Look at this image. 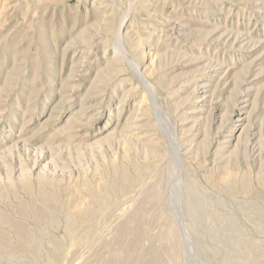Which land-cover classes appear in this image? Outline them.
<instances>
[{
	"label": "rangeland",
	"instance_id": "374dc122",
	"mask_svg": "<svg viewBox=\"0 0 264 264\" xmlns=\"http://www.w3.org/2000/svg\"><path fill=\"white\" fill-rule=\"evenodd\" d=\"M0 264H264V0H0Z\"/></svg>",
	"mask_w": 264,
	"mask_h": 264
},
{
	"label": "bare ground",
	"instance_id": "6f19581e",
	"mask_svg": "<svg viewBox=\"0 0 264 264\" xmlns=\"http://www.w3.org/2000/svg\"><path fill=\"white\" fill-rule=\"evenodd\" d=\"M217 75V74H216ZM216 75H212V77H215ZM207 80V79H206ZM212 81V80H211ZM203 87H206V86H203ZM214 87V86H213ZM204 101V100H203ZM247 101V100H246ZM86 110V109H85ZM238 120V119H237ZM245 119H239L238 121H244ZM229 137V139L227 140V141H225L224 143H226L227 144V146H229V144L230 143H233L234 142V140H235V138L233 139V135H230V136H228ZM227 150V149H226ZM175 174V173H174ZM179 175V174H178Z\"/></svg>",
	"mask_w": 264,
	"mask_h": 264
}]
</instances>
